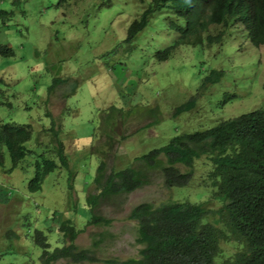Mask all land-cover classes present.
<instances>
[{
	"label": "rangeland",
	"instance_id": "rangeland-1",
	"mask_svg": "<svg viewBox=\"0 0 264 264\" xmlns=\"http://www.w3.org/2000/svg\"><path fill=\"white\" fill-rule=\"evenodd\" d=\"M104 1L66 0L60 5L62 0H0V11L14 12L5 24L0 18V44L16 52L13 58L0 56L4 81L0 121L32 124L35 136L28 150L54 160L56 137L51 129L59 131L75 177L71 180L69 172L59 168L40 193L32 194L33 161L28 158L10 172L6 154L0 167V264H28L32 258L40 264L42 249L29 238L30 231H44L51 250L63 247L58 228L65 219L82 230L78 247L99 259L82 264L138 258L142 246L137 243L138 224L128 218L131 210L147 202L156 206L170 201L209 202L212 190L203 185L210 186L211 165L203 157L195 178L181 189H166L161 175L152 172V184L123 203H101L96 214L111 219V224L95 226L87 224L92 215L87 197L100 158L107 173L125 170L177 135L212 129L222 121L264 109V46H253L242 24L227 29L223 45L206 41L181 46L169 59L157 62L156 52L177 38L166 16H156L129 43V27L152 0H145L146 5L141 0H111V8H101ZM224 29L215 26L213 32ZM214 70L224 72L220 84H203ZM56 78L64 82L52 91L48 87ZM192 100L196 103L192 110L174 115L177 107ZM113 106L118 109L110 112L113 119H107ZM103 131L113 141L107 143ZM98 146L107 155L95 153ZM178 168L188 172L181 165ZM11 229L18 236L8 242L5 235ZM224 248L227 254L235 252L230 244Z\"/></svg>",
	"mask_w": 264,
	"mask_h": 264
},
{
	"label": "trees",
	"instance_id": "trees-1",
	"mask_svg": "<svg viewBox=\"0 0 264 264\" xmlns=\"http://www.w3.org/2000/svg\"><path fill=\"white\" fill-rule=\"evenodd\" d=\"M141 1L146 5L145 0ZM64 3L66 0L60 5ZM111 6V0H105L100 7ZM147 7L129 27L126 42L134 41L156 16L163 14L177 38L156 52L157 62L166 61L181 46H195L206 41L211 45H223L227 29L234 23L242 24L253 46H264V0H152ZM13 17V11H0L4 24ZM215 26L225 29L216 34L213 32ZM0 56L13 58L16 52L10 45L0 44ZM223 78V71L214 70L210 80H204L203 84L211 81L218 85ZM63 82L56 78L48 89L53 91ZM2 83L4 81L0 80ZM195 105V101H188L177 107L174 115L189 112ZM117 109L113 106L106 118L113 119L110 112ZM105 126L110 128L108 124ZM51 132L56 137L53 141L56 160L44 154L34 156L28 150L27 144L35 136L32 124L0 121V167L5 165L6 154L12 164L10 172L17 170L28 158L33 161V178L29 185L32 194L40 193L45 181L59 168L69 172L71 180L75 178L69 171L65 141L60 138L59 131L52 128ZM103 134L107 143L113 141L109 133L103 131ZM94 149L95 153L107 155L100 146ZM203 157L211 165L207 178L210 186L203 185L212 190L210 201L201 204L170 201L159 206L147 202L134 207L128 218L138 224L140 256L110 260L107 264H264V109L222 121L212 129L177 135L166 145L138 157L136 163L125 170L107 173L106 162L100 158L91 185L92 194L87 197L92 212L87 224L109 226L111 219L96 214L97 207L103 202L121 204L136 191L150 186L152 172L161 175L168 190L188 187ZM178 165L188 172L182 173ZM58 231L65 244L54 250L44 231H30L29 238L42 249L40 264H57L60 260L71 264L99 261L89 250L80 249L76 244L82 230L73 220L60 221ZM12 236L18 235L11 229L5 240L9 242ZM225 243L235 249L233 254L226 253ZM28 264L37 263L32 258Z\"/></svg>",
	"mask_w": 264,
	"mask_h": 264
}]
</instances>
